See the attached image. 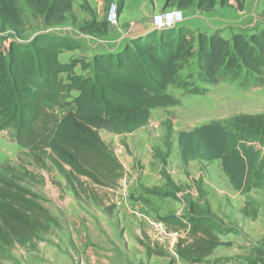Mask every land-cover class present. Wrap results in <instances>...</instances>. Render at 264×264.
Listing matches in <instances>:
<instances>
[{
	"label": "trees",
	"instance_id": "trees-1",
	"mask_svg": "<svg viewBox=\"0 0 264 264\" xmlns=\"http://www.w3.org/2000/svg\"><path fill=\"white\" fill-rule=\"evenodd\" d=\"M24 1L46 28L64 24L73 9V0ZM19 2L0 0V130L13 129L16 143L31 152L36 164L46 167L50 159L72 185L82 184L83 176L102 185H108L102 179L111 184L120 176L122 165L109 152L101 130L124 135L141 129L154 109L179 103L167 93L170 86L205 93L206 88L180 73L191 60L197 61L204 84L227 78L264 81V28L249 35L235 32L231 38L188 26L154 30L117 52L96 54L90 62L79 57L62 62L60 55L79 49L80 42L55 33L26 40ZM126 2L118 0L120 13ZM217 4L218 0H166L164 8L211 12ZM102 29L93 22L81 28L92 33ZM79 66L90 73L77 74ZM72 93L76 97L64 102ZM48 105L63 110L57 114ZM178 143L186 160H221L235 190L248 193L263 187L264 162L258 146L264 148V115H237L227 125L213 121L182 130ZM100 168L105 172L102 178L95 173ZM32 176L30 170L0 165V262L10 250L42 240L58 225L41 196L26 186ZM159 220L190 226L193 242L177 244V254L189 262H202L216 247L231 245L215 232L222 235L234 229L197 202L190 201L189 213L182 219L169 215ZM249 261L264 264V259Z\"/></svg>",
	"mask_w": 264,
	"mask_h": 264
},
{
	"label": "rangeland",
	"instance_id": "rangeland-1",
	"mask_svg": "<svg viewBox=\"0 0 264 264\" xmlns=\"http://www.w3.org/2000/svg\"><path fill=\"white\" fill-rule=\"evenodd\" d=\"M97 1L73 0L76 8L67 21L60 26L46 28L44 20L34 15L25 1L20 0L19 4L24 10L25 39L29 40L39 33H73L72 35L80 41L81 48L62 55L63 61L76 57L92 60L95 51L102 45L105 47L108 38L114 37L115 34L117 37L123 36L122 40L130 41L137 33L136 26L134 22L122 23L118 0L106 2L105 19L101 21L95 7ZM112 4L117 5L115 23L109 18ZM133 7L131 3L125 10L130 17L139 11L137 6ZM167 9L169 8L163 10ZM183 11L185 21L180 26L191 25L196 31L203 30L207 33L212 30L219 31L227 38H231L235 32L249 35L264 28V0H218V5L211 12L201 11L197 7ZM153 15L147 21V25L152 28ZM92 22L103 25L104 30L101 32H104L94 35L92 32L81 30L83 24ZM110 27L114 28V34H109ZM82 34L90 37H82ZM76 72L87 76L90 70L78 67ZM180 73L188 77L194 85L206 88L205 93L194 94L177 86H170L167 93L178 99L179 103L154 109L150 122L141 129L124 135H116L107 130L100 131L109 152L115 155L122 165V172L115 182L110 184L102 179L108 185L97 184L83 176V183L76 184L73 189L50 159H46V167L36 164L31 152L16 143L13 129L0 130V165H11L21 171L33 172L26 186L41 196L42 203L58 222V225L52 226L50 232L42 235V240L10 250L0 264H55L53 259L66 264L73 252L78 254L74 247L73 252L70 251L68 244V240L72 239L68 231L69 217L72 216L69 205L82 211H97L106 201L108 207L115 208L114 189L127 170L134 178L131 186L134 201L145 204L153 213V217L160 219L161 214L179 206L183 200H212L219 206L216 211L223 217L220 218L221 223L233 225L234 230H242L247 237L243 240V236L236 234V243L242 246L240 250L246 249V257L264 259V185L248 193L234 190L223 171L221 160H186L178 143V133L182 130H192L213 121L227 125L228 121L237 115H264V81L245 83L242 78H227L215 85L204 84L200 80L195 60H191ZM63 77L66 78V75ZM74 97L76 95L72 93L64 102H70ZM48 108L57 114L63 110L59 105H48ZM258 149L260 159L264 162V148L258 146ZM98 170L95 173L100 174L102 178L104 170ZM63 179L67 185L61 183L60 180ZM173 195L177 196L178 200H175ZM225 204L229 205V213L224 208ZM259 232L261 233L258 234ZM222 237L228 240L230 238Z\"/></svg>",
	"mask_w": 264,
	"mask_h": 264
},
{
	"label": "crops",
	"instance_id": "crops-1",
	"mask_svg": "<svg viewBox=\"0 0 264 264\" xmlns=\"http://www.w3.org/2000/svg\"><path fill=\"white\" fill-rule=\"evenodd\" d=\"M107 1L108 0H98L97 3L95 4V7L97 8L100 17L99 21L105 19L104 9ZM130 1L134 5L133 8H135L136 6L139 8V11H137L136 15L132 17H130L127 14V12H125L126 7L129 8L131 4ZM165 1L166 0H154V1L127 0L125 8L121 12V21L123 24L131 23V22L135 23L136 26L135 29L137 33L131 38V40L141 35H145L154 31L152 26L147 25V21L155 12H159L164 9ZM74 8H76V6L73 3V9L70 14H72ZM70 14H68V17ZM186 26L193 28L191 25L186 24ZM101 31L94 32L93 34L98 35L104 32ZM213 31L214 30H212L211 32ZM110 33L111 34L115 33L114 28L110 27L109 34ZM72 34L69 35L68 33L65 34L60 33L59 35L68 36L80 42ZM81 36L90 37L84 34H82ZM122 39L123 36L117 37L116 34L114 37L108 38L105 47H103L102 45L101 48L95 51L94 56L99 53L117 52L131 41V40L126 41ZM108 42L112 43V45L115 46L111 47L112 45H108L109 44ZM73 51L75 50L64 51L60 55V60L62 62H70L71 60L63 61L61 56L66 54L67 52H73ZM86 61L90 62L92 60H86ZM60 181L62 184L64 183L65 185H67L68 181L66 182L64 179ZM68 184L71 185L73 189L76 187V183L72 185L71 183L68 182ZM117 187L118 185L114 189L115 198H116ZM191 201L197 202L202 207L208 206L211 210V213L216 218L218 219L223 218L216 211V209H218L219 207L217 202L215 204V202H213L212 200L205 202V201H200L199 199H193ZM135 202L138 204L140 203L143 206L145 205L140 201L138 202L135 201ZM69 206H70L69 209L72 211L71 212L72 216L69 217L70 229L68 231L73 240L69 239L68 244L71 247L70 251H72L73 249L72 247H74L76 248V250H78V254L76 255V253L72 251L73 255L70 258V261L66 262V264H190L192 263L185 259H182L177 254V244L180 240L182 241L186 240V243H184V245L193 242L194 238L190 236L191 230L189 225L188 227L181 228L174 222H168V223L164 222L169 232L180 231L184 233L179 239L174 240L172 238L163 237L158 229L152 227L142 218L131 215L129 212H126L125 210H121L117 207L115 208L108 207V203H106V201L104 204L101 205L100 210L97 211L96 210L90 211V209L88 210L85 209L82 211L80 209H77L75 206L72 205ZM224 208H226L227 211L229 205L225 204ZM143 210H145L148 213V215L153 217V213L149 210V208L146 205L143 208ZM189 210H190V202L183 200L182 202H180L179 206H175L174 208H171L169 212H167L166 214H161L160 216L162 218L169 215H174L177 218L182 219L184 216H186L189 213ZM227 213L229 212L227 211ZM155 219L159 220L158 218ZM224 226L234 228L233 225L226 223L224 224ZM254 231L258 232L261 230H254ZM215 233L217 234V236H219V238L223 242H231V245H221L216 247L210 255L204 258V260L202 261L203 264H251L249 260L252 259L246 257L247 256V253L245 252L246 249L240 250L241 245L236 243L237 233H239L238 235L243 236L244 238L243 240L247 239V237L245 236L242 230H233V232L223 235H221L218 231H216ZM260 233L261 232H259L258 234ZM222 236L225 237L229 236L230 238L229 240L223 239ZM57 241L59 242L60 239H58ZM156 250H158L159 252H157ZM261 258L263 259V257H257L253 259L258 260ZM52 262L55 264H62L54 259ZM63 264H65V262H63Z\"/></svg>",
	"mask_w": 264,
	"mask_h": 264
},
{
	"label": "built area",
	"instance_id": "built-area-1",
	"mask_svg": "<svg viewBox=\"0 0 264 264\" xmlns=\"http://www.w3.org/2000/svg\"><path fill=\"white\" fill-rule=\"evenodd\" d=\"M119 9V8H118ZM109 18L112 22H116L117 19V5L112 4L110 9ZM153 30L163 31L169 29H175L179 27L184 21V11L178 7H172L167 10H161L155 12L153 17ZM127 35V34H126ZM125 36V35H124ZM129 170H127L120 178L118 187L116 188V198L114 204L117 208L129 212L131 215L138 216L145 220L152 227L159 230L160 234L165 238L179 239L184 233L169 232L164 222L153 219L148 213L143 210L144 206L134 201L131 195V186L134 183V178L131 176ZM190 264H203L202 262H194Z\"/></svg>",
	"mask_w": 264,
	"mask_h": 264
}]
</instances>
